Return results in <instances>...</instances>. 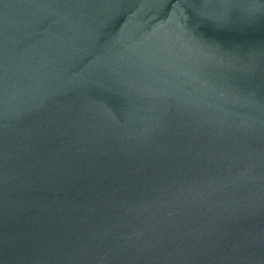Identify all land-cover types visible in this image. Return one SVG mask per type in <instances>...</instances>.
Listing matches in <instances>:
<instances>
[{"label": "water", "instance_id": "1", "mask_svg": "<svg viewBox=\"0 0 264 264\" xmlns=\"http://www.w3.org/2000/svg\"><path fill=\"white\" fill-rule=\"evenodd\" d=\"M0 264H264V0H0Z\"/></svg>", "mask_w": 264, "mask_h": 264}]
</instances>
